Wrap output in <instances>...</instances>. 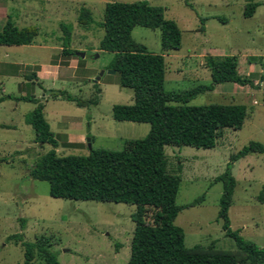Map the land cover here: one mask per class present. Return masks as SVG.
Masks as SVG:
<instances>
[{"label": "rangeland", "instance_id": "rangeland-1", "mask_svg": "<svg viewBox=\"0 0 264 264\" xmlns=\"http://www.w3.org/2000/svg\"><path fill=\"white\" fill-rule=\"evenodd\" d=\"M5 1L8 17L0 18V30L11 18L19 27L37 26L39 34L31 45H0V71L13 62L34 64L50 59L53 64L63 65L71 58L78 61V68L63 75H75V79L54 80L45 73L40 84H30L24 78L36 73L35 65H22L19 76L0 74V264L24 263L22 242L9 239L17 233H22L27 242L46 238L62 264H127L136 227L132 219L136 205L51 196L49 183L33 178L30 171L53 147L36 142L34 129L26 120L36 104L17 97L30 93L45 103V117L60 140L57 152L62 156L86 155L91 148L121 151L126 140L144 138L150 123L114 119L113 106L133 104L135 94L133 88L120 85L119 73L108 69L114 53L99 48L105 34L101 23L106 4L137 0ZM148 1L164 7L165 16L176 20L182 30L181 48L169 51L162 48L159 29L136 26L132 31L134 40L153 53L165 55L167 91L209 84L212 77L206 67L208 55H237L239 73L250 76L257 84L253 87L223 83L189 102L239 103L250 108L251 115L243 127L224 128L215 147L166 146L168 169L182 178L177 203L187 205L200 200L183 208L176 218V224L184 229L186 246H209L214 242L215 249L234 253L240 259L244 255L235 240L226 236L218 218L223 182L216 178L226 171L232 154L251 141L264 144V0ZM249 2L260 5L253 16L246 17L244 11ZM83 6L92 11L94 23L89 27L78 22ZM202 18H206L204 23ZM63 23L73 27L71 48L77 53L85 52L82 61L62 53ZM251 57H258V62H250ZM84 64L87 70L83 71ZM102 71L104 74L97 81L102 92L96 105L79 106L50 95L51 89H66L87 99ZM67 134L84 135V142L64 146ZM232 173L237 183L229 210L231 226L264 247V153H252L235 161ZM156 211L148 207L146 218L151 220ZM33 264L45 262L37 255Z\"/></svg>", "mask_w": 264, "mask_h": 264}, {"label": "trees", "instance_id": "trees-1", "mask_svg": "<svg viewBox=\"0 0 264 264\" xmlns=\"http://www.w3.org/2000/svg\"><path fill=\"white\" fill-rule=\"evenodd\" d=\"M259 5L258 2H249L244 15L253 16ZM164 10V7L153 5L148 0L108 2L101 23L105 34L99 48L114 53L108 69L116 70L120 85L133 88L135 94L133 104L113 106V117L119 121L148 122L151 124L148 134L141 139L126 140L121 151L91 148L86 155L62 156L57 152L60 140L45 117V103L34 94L22 95L17 99L36 104L26 116L34 129L35 141L53 147L38 160L30 175L47 181L53 197L136 205L132 214L136 227L127 264H264V247L246 239L240 229H233L229 215L237 183L232 173L233 163L252 153H264V144L259 141H251L232 154L226 171L216 178V181L223 182L218 218L222 220L226 236L235 240L244 256L239 259L234 253L217 250L214 242L209 246L197 244L187 247L184 229L176 224L179 212L200 200L187 205L177 203L182 178L169 171L166 146L213 148L224 128L241 129L251 115L246 104L191 105L189 102L200 94L213 91L218 84L234 82L253 87L257 84L250 76L239 73L237 55H208L206 67L212 77L209 84L167 91L165 55L151 52L132 36L136 26L159 29L164 50L180 49L182 30L176 20L165 16ZM205 20L202 18V23ZM78 22L84 27L93 24L91 9L81 7ZM62 30V53L82 61L83 58L71 48L73 27L63 23ZM38 34L37 26L19 27L9 18L0 30V45L32 44ZM257 60L258 57L250 58V62ZM20 68L22 65L9 64L4 70L15 69L18 72ZM27 76L29 80L37 77L35 72ZM94 89L87 99L66 89H51V96L74 101L79 106H90L100 102L102 90L99 82L94 81ZM80 144L67 141L64 146ZM148 207L157 209L151 220L146 218ZM9 239L22 242L25 249L23 264H33L37 255L45 264H62L46 238L27 242L23 241L22 233H17L10 235Z\"/></svg>", "mask_w": 264, "mask_h": 264}, {"label": "crops", "instance_id": "crops-1", "mask_svg": "<svg viewBox=\"0 0 264 264\" xmlns=\"http://www.w3.org/2000/svg\"><path fill=\"white\" fill-rule=\"evenodd\" d=\"M6 2L7 1H5V0H0V18H7L8 17V9H7V6H6ZM26 45H31V44H26ZM42 47H44V48L47 47L48 48V46H42ZM67 61L69 63L67 62V63H64L63 65H61V64H53L50 61V59L49 60H45L43 63L31 64V63L13 62L12 64L38 66V69L36 70L37 77L34 80H32V81L28 80V76L27 75H24V78L30 84L33 83V81L36 84H40V83L44 82L43 77H44L45 73L51 74L54 80H61L62 79L63 81H65L66 79H69V78L72 79L73 77H75V75H72L71 77L63 78V75L65 76V73H67L69 71H73V70L78 68V66H77V64H78L77 62L78 61L75 58H71V59H69ZM1 62L2 61H0V63ZM4 63H7V62H4ZM84 67H85V64H84ZM84 70H87V68L83 69V71ZM21 72H22L21 68L18 70V72L15 69H9L8 71H6V70L0 71V74L3 75V76L13 77V76H19V74ZM73 79H75V78H73ZM219 85L220 84H218L217 86H219ZM67 135H68V142H78V143L84 142V138H85L84 135H81L79 137L71 135V134L70 135L67 134Z\"/></svg>", "mask_w": 264, "mask_h": 264}, {"label": "water", "instance_id": "water-1", "mask_svg": "<svg viewBox=\"0 0 264 264\" xmlns=\"http://www.w3.org/2000/svg\"><path fill=\"white\" fill-rule=\"evenodd\" d=\"M77 55L80 56L81 58H84L86 54L85 52H78ZM110 72L115 73L116 70L112 69L110 70ZM103 74H104V71H102V73L95 78V81H100ZM88 141H90V138L88 139ZM89 146L91 147V144H89Z\"/></svg>", "mask_w": 264, "mask_h": 264}]
</instances>
